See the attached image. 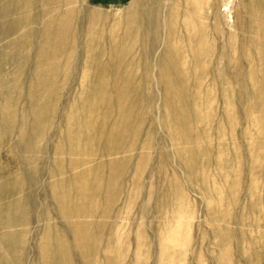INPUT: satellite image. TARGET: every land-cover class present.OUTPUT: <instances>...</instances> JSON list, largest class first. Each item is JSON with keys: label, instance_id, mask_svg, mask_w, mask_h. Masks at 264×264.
Wrapping results in <instances>:
<instances>
[{"label": "rangeland", "instance_id": "obj_1", "mask_svg": "<svg viewBox=\"0 0 264 264\" xmlns=\"http://www.w3.org/2000/svg\"><path fill=\"white\" fill-rule=\"evenodd\" d=\"M175 1L161 0L163 41L156 50L153 76L142 71L133 73L134 68L128 67L132 85L141 87V92L130 90L125 95L130 124L123 128L127 134L121 133L118 140L130 152L115 156L106 150L114 143L108 137L97 139L95 135L101 128L106 130L107 122L113 125L117 121L123 104L117 95L107 94L97 103L96 114L83 111L86 85L90 84L93 70H85L82 76L81 68L91 64L97 48L84 39L75 43L73 61L63 56L50 61V65L48 62L41 72L53 75L54 69L61 70L57 84L52 86L57 94L53 95L55 101L49 114L52 124L43 126L39 138L41 152L27 151L26 144L25 152L16 149L20 125L26 113L29 115L28 100L14 96L15 104L11 106L5 90L14 87L15 74L27 59L22 79L40 74L36 70L37 54L47 19L37 25L26 22L23 16L28 12L36 14L38 9L26 11L21 6L17 16L0 22L5 29L7 23L22 22L15 34L5 39L0 34V264H42L44 232L58 222L52 196L54 185L61 179H70L71 171H81L71 164L74 160L85 162L89 154L97 155L94 164L100 167L98 171H102L100 175L105 180L120 172L121 192L109 215L103 216L107 203L103 188L102 203L98 201L96 208L100 215L87 219L104 227L97 243L105 249L101 239L111 242L109 252L115 260L111 264H264V0H197L200 7L189 23L205 22L201 15L205 6L206 40L211 53H204L196 61L188 58L181 78H177L179 73L159 64L169 50V12ZM131 3L132 0H79L78 7L98 10L113 21L126 14ZM29 31L36 32V43ZM122 33L121 29L118 37ZM152 37L149 36L150 41ZM58 46L61 48L62 44ZM174 49L178 55L183 52L179 45ZM195 53H200L196 47ZM135 57L126 56V60ZM195 62H200L198 70L192 68ZM167 63L173 64L170 60L165 61L168 66ZM74 66L80 68L75 70ZM3 78L9 80L8 88L2 86ZM19 85L24 88L28 82ZM113 98L117 108L108 121H102L107 100ZM51 104L52 100L47 108ZM7 112L16 119L4 126ZM72 114L87 126H67ZM63 138L69 142L62 146ZM72 142L76 143L74 154ZM108 162H118V170L102 168ZM55 171H64V176L52 178ZM19 183H24V187L16 190ZM4 189L15 194L8 197L1 193ZM78 190L86 194L94 191L92 186ZM29 194L37 197L36 205H25L27 211H32L30 223L8 225V206ZM47 208L53 213L49 218L44 217ZM180 231L183 234L175 237ZM68 233L71 251L57 247L58 252H71L73 264H85L71 239V229ZM5 236L13 238L9 247L3 243ZM103 254L104 250L99 252V264H104Z\"/></svg>", "mask_w": 264, "mask_h": 264}, {"label": "bare ground", "instance_id": "obj_2", "mask_svg": "<svg viewBox=\"0 0 264 264\" xmlns=\"http://www.w3.org/2000/svg\"><path fill=\"white\" fill-rule=\"evenodd\" d=\"M78 4L79 0H0V22L17 16L21 10L19 9L21 6L24 7L26 11L32 8L38 9V13L36 14L28 12L23 16L25 17L26 22L33 21L37 25L38 23L45 22L47 19L46 30L43 35V44L40 46L37 54V63H39L36 65V70L40 74H33L30 75L32 77L28 76L22 79L23 76L26 75L24 67L28 64L27 59L15 74L14 87L10 88L7 85V82H9L7 78L2 79V86H5L6 88L9 87L5 90L9 105L13 106L15 104L14 96L17 98L25 96L28 100L29 115L26 113L23 118L24 121L20 125V137L16 143V149L21 150V152H25L24 144H26L27 151L39 154L41 152L39 138L42 137L43 126L52 124V117L49 114L55 101L53 95L57 96L53 91L52 86L57 84L61 70L60 68L54 69L55 75H45L41 72L47 66L48 62L57 61V59H60L63 56H66L69 62L73 61L75 43L82 39L89 44L93 43L97 46L94 50L91 64L84 66V70L81 68V71H83L81 72V75L82 73L86 74L85 70L87 69L93 70V75L89 77L91 78L90 84L86 85L89 93H86L87 98L82 103L84 108L83 111H85V114L87 112H95L96 114L99 109V104L97 103H99L102 96L105 97L107 94L117 95L119 97V103L123 104L120 105L123 113H118V119L113 125L112 123L107 122L109 127L107 126L106 130L101 128L95 137L97 139L108 137L109 139H107L111 143H114L111 148L106 149L107 154L110 156L119 155L122 151H126L123 147L122 141L118 140V136L121 135V133L125 135L127 134L123 128H127L130 124V115L128 109H125V95H127L130 90L141 92V87L136 88L132 85V77L128 73V67L131 66L134 68L133 73L138 74L142 71L144 74L146 73L147 76L152 75V69L157 68L155 54L158 44L163 41L162 31L164 30V26L162 25V22H160L161 20L159 16L161 13V0H132L131 7L127 13H123V16L113 21L110 20V15L108 16L98 10L89 9L87 7L85 10L82 8L80 9ZM199 7L200 5L197 4V0H176L169 12V17L172 19L171 27L168 26L170 27L168 29L169 50H167V52L161 57L159 64L164 66L163 69L168 67L171 68V72L175 71L177 74L179 73L180 76L177 78H181L185 74L184 67L188 58L192 57V59L196 61L199 57L204 55V53H211L206 40L208 30L206 22L208 18L207 13L205 12V6L201 12L203 19L205 18V22L194 21L191 22V24L189 23L190 20H193ZM7 24L8 29L0 26V32H2L0 34H3L2 36H4V39L5 37L15 34V31H19L22 22L18 20L13 23L11 22V24ZM121 29L123 33L118 37ZM28 33L30 36L34 37V42L36 43V32L29 31ZM150 35H153L151 41L149 40ZM59 41L61 42L59 44H62L61 48H59L60 46L57 44ZM135 42H138L140 46L137 47ZM93 44L91 45L93 46ZM29 45L30 47L32 46L31 44ZM118 45L125 49H120ZM178 45L181 46L183 50L179 55L174 49V47H177ZM195 47L200 51L199 54L195 53ZM65 48L69 51L67 50L68 52L64 53ZM132 54L136 55V57L127 61L126 56ZM168 60L172 61L173 64L170 65L167 63V66L165 61ZM79 62L81 61L79 60ZM152 62H154V65L151 64ZM50 64L51 62L49 65ZM200 66V62H195L193 63L192 68L198 70ZM79 68V66L75 67V70ZM69 71L70 73L72 72L71 70ZM85 74L82 76H85ZM25 80L28 82V86L23 88L19 84L22 85V83H25ZM162 88L168 89L166 86L165 88L162 86ZM51 100L52 104L47 108V104L48 102L50 103ZM115 108H117V105H115L114 98L109 101L107 100L106 111L103 115L101 114L100 117L102 121H108L113 115ZM85 114L83 115L84 118ZM15 119L16 117L14 114L10 112L5 113L4 126L14 123ZM78 125H81L82 128L83 126H87L81 118L77 119V117L72 114L68 120L67 126L74 127ZM68 142V140L63 138L62 146L68 144ZM75 146L76 143L72 142V154L75 153ZM126 152L130 151L127 150ZM96 156L97 155L93 154H89L87 157L85 156L87 158L85 159V162L74 160L71 164L72 167L74 169L78 168V170L80 169L81 171H71V173L73 172V176H71L70 179H61L54 185V193L52 196L56 202V219L58 222L56 225H49L44 232V243L41 249L43 252L41 256L42 264H73V261L75 260L74 255L71 252H66V254L64 253V255H62L57 250V247H62L65 248L66 251H71V247H69L67 242L69 239L68 229H71V239H74L79 252L85 260V264H95V262L96 264H99V252L102 250H104V264H111L115 261L109 252L111 242L105 238L101 239V242L105 244V249H101L99 243H97L101 238L99 232H103L104 227L89 222L87 219L97 218L100 212V210L96 211L97 204L98 201L102 203L101 200L103 198L107 202L105 207L106 211L104 210L105 212L103 213V216L109 215L111 206L117 200L118 193L121 192L119 191L120 172H114L112 178L107 179V177L105 180V178L100 175L102 171H98L100 167L94 164ZM93 164L94 167H91L90 165ZM104 167H106V169L112 167L114 171H117L119 163H104L102 168ZM107 172L108 171H106V173ZM35 173L40 175L42 171H35ZM59 175L63 177L64 171L53 172L52 178H55L56 176L59 177ZM94 175H96L95 178H93ZM53 184H51V187ZM83 186H92L94 191L91 193L87 192V194L84 193V190L79 191L78 187L83 188ZM23 187L24 183H19L16 190L22 189ZM68 187L72 190L75 189L74 192H70ZM103 188L105 189V197L102 198L100 196L103 195ZM121 188L122 186H120V189ZM1 193L11 197V194L14 192H12L11 189L10 191L4 189L1 190ZM48 199H50L51 202V204L49 203V206L53 205L51 197H48ZM36 200L37 197L34 194H29L24 199H15L6 209L7 212L5 215L9 216V222H7V224L15 225L18 221L22 223H30L32 211H27L25 205L30 203L36 205ZM52 214L53 213H50L47 208L44 217L49 218ZM2 217L3 216L0 212V218ZM182 234L183 232L180 231L178 235L174 234V236L178 237ZM12 242L13 238L10 236H5L3 238V243L6 244L7 247H9ZM23 244L24 243H22V245Z\"/></svg>", "mask_w": 264, "mask_h": 264}]
</instances>
